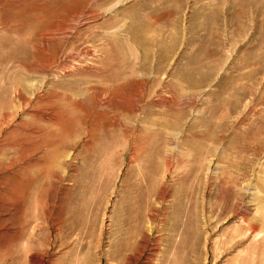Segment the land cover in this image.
Returning <instances> with one entry per match:
<instances>
[{
	"label": "rangeland",
	"instance_id": "obj_1",
	"mask_svg": "<svg viewBox=\"0 0 264 264\" xmlns=\"http://www.w3.org/2000/svg\"><path fill=\"white\" fill-rule=\"evenodd\" d=\"M0 264H264V0H0Z\"/></svg>",
	"mask_w": 264,
	"mask_h": 264
}]
</instances>
